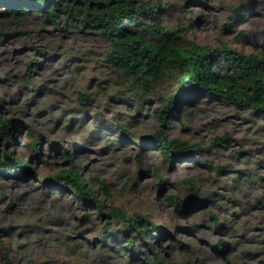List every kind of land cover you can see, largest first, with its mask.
<instances>
[{"label": "rangeland", "instance_id": "1", "mask_svg": "<svg viewBox=\"0 0 264 264\" xmlns=\"http://www.w3.org/2000/svg\"><path fill=\"white\" fill-rule=\"evenodd\" d=\"M145 1L183 40L227 42L247 55L264 50V0ZM15 8L0 3V113L17 121L14 139L0 137V156L6 149L14 160L30 159V170L0 173V264H149L146 255L176 264H264V114L206 93H181L175 78L152 80L134 96L131 76L109 59L112 41L91 15L84 20L88 8L101 14L104 4L85 0L74 16L61 12L58 25L24 6L15 17ZM177 93L179 116L162 123L156 109ZM28 128L42 136L40 155L28 146ZM158 132L201 150L165 160L148 139ZM54 144L74 155L105 209L97 211L69 184L57 186L54 176L71 164ZM183 180L194 181L196 191ZM172 195L185 200L183 211ZM112 206L153 221L160 241L130 255L119 249L123 233L119 244L98 240L108 221L122 231L108 215Z\"/></svg>", "mask_w": 264, "mask_h": 264}, {"label": "trees", "instance_id": "2", "mask_svg": "<svg viewBox=\"0 0 264 264\" xmlns=\"http://www.w3.org/2000/svg\"><path fill=\"white\" fill-rule=\"evenodd\" d=\"M98 6L105 5V11L101 14L98 11L91 13L89 8L85 13V21L91 15L94 26L99 27L101 32L107 36L114 45V50L109 53V59L124 74L131 76L133 84L136 86L134 96H139L142 89L148 88L150 81H162L166 78H175L179 85V92L197 94L206 93L211 96L220 97L224 101H229L237 106L248 107L252 110L264 114V50L258 54H244L237 49L229 47L227 42H222L220 47L199 44L194 40H183L178 30L168 29L157 14L155 6H151L145 0H89ZM206 4L207 0H198ZM85 0H0L10 6H16L15 17L22 6L26 7L27 12L39 15L45 14L46 18L58 25V18L61 12H67L69 16H74L75 6ZM115 5H112V4ZM6 13V12H5ZM23 14V13H21ZM250 11L244 10L243 15L248 17ZM145 17L147 19H145ZM228 27L236 21L235 17L229 18ZM187 43L189 47H184ZM264 49V46H263ZM80 98L87 97L80 93ZM174 98V101H173ZM180 93L171 98V102L166 106L156 109V114L162 123L175 112L179 116L175 107L182 102ZM3 108V100L0 97V112ZM17 121L1 117L0 113V137H6L7 142L14 139ZM30 136L28 146L41 154L40 146L42 136L33 135L30 128L27 129ZM122 135H129L124 128L120 130ZM159 146L160 154L165 160L173 161L186 152L201 150L182 143L178 139H170L162 136L158 132L148 138ZM116 141L113 137L109 144ZM47 143L52 144L51 139ZM57 152L62 149V160L71 164L70 169L60 171L54 176L57 186L60 182L73 186V193L87 203L95 204L97 211L105 209L106 204L99 199L92 185L86 186V182L81 179L74 162V155L57 145H51ZM3 158L0 156V173L9 175L29 171V162L23 159L14 160L11 153L5 149ZM10 161L11 165H7ZM206 161H202V163ZM249 176V175H246ZM190 191H196L194 181L183 180ZM203 194V193H202ZM176 204L179 211L185 204L177 195L168 197ZM252 207V206H251ZM121 208L112 206L110 215L122 228L121 233H117L112 227L111 222H106L104 231L98 240L105 237L110 238L113 243L119 244V237L123 233L125 246L119 249L129 253L141 249L145 251L147 247L153 246V242L160 241L158 237L161 233L160 227L150 219L141 215H128L120 210ZM215 224H219L213 216ZM221 227V228H220ZM221 230L225 227L219 226ZM151 235L154 239H149ZM141 240V246H136L135 239ZM217 247L225 251L226 244L220 240ZM8 262L11 260L8 257ZM144 260L149 264H176L165 263L159 258H151L148 255Z\"/></svg>", "mask_w": 264, "mask_h": 264}]
</instances>
